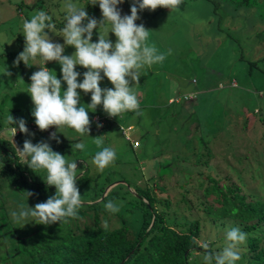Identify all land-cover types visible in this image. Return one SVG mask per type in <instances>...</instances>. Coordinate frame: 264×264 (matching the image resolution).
Listing matches in <instances>:
<instances>
[{"label": "rangeland", "instance_id": "obj_1", "mask_svg": "<svg viewBox=\"0 0 264 264\" xmlns=\"http://www.w3.org/2000/svg\"><path fill=\"white\" fill-rule=\"evenodd\" d=\"M25 2L28 4L33 2V0H25ZM218 2L221 10L225 9L226 12L231 11L234 7V4L230 1L215 0V3ZM132 4L133 1L125 3L123 0L122 4L117 5L121 16L130 15V12L125 13V6L129 10ZM215 5L217 6V4ZM249 8V18L259 17V13L264 14L262 3H257L256 5L250 4ZM39 10L43 9H27L23 14L28 20ZM214 10L204 0H182L179 9L175 11L162 7H158L154 12L153 10L145 9L139 13L138 10L139 19L135 23L137 25L143 24L145 29L149 30L147 43L155 46L159 52L165 53L166 58L162 63L154 64L151 68L145 67L142 69L139 84L132 85L133 91L137 94L140 104L139 111L142 115L125 112L117 118H109L103 111L102 105H98L95 111L88 112L91 121L89 136H81L70 128H67V130L60 128L58 131L56 128H53L50 132L46 133H35L28 129L29 120L33 121L34 125L35 122L34 117L31 115L34 105L30 95L27 93V86L31 75L41 67L40 59L38 57L37 60L30 61V66H26L21 61L16 65L17 69H13L15 65L12 64V61L24 49V21L22 22V19H19V21L13 20L5 13L6 24H2L0 27V136L5 137L13 144L16 142L17 149L21 150L26 139L31 140L33 144L44 141L50 145L54 152L64 155L67 161L76 160L78 168L77 188L83 205L96 204L97 207L105 210L104 204L111 200L115 201L119 207L125 203L132 207L135 205L139 206L134 198L139 193V188L150 178L145 170L150 150L146 151V147L142 146L138 149L130 150L128 142L125 141L124 136L119 131V126H122L124 129L130 125L133 126L131 131L126 132L130 140L136 141L139 145L140 143H145V138L141 133L147 135V127L151 128L149 115H152L151 120H155V117L164 113L168 117L170 110L171 116L175 115V113H178L177 107H181L180 102H182L183 96L187 95L191 99L187 104H184L187 106V119L192 124L186 126L193 128L195 117L197 118V115L202 114V126L205 130L201 133H195V135H201L203 141L208 142L211 156L208 158L207 164L211 169H199L194 163L190 162L189 171H191V178L188 182L186 180L188 177L187 172L183 174L181 183L174 182L177 177L172 175L169 177L170 181H162V191L159 192L157 188H154V190L157 200L169 199L170 201L171 206H169V209L162 210V213L166 214L167 222L183 223L197 219L202 227L197 244L205 240L210 243L212 241V232L204 224V218L198 208V202L202 201L201 190L208 183L205 181L202 183V187H198L197 185L200 180L198 173L203 172L213 179H217V176L223 177L227 175L230 181L235 182V175L243 168L242 166L250 164L254 169L256 163L257 165L260 164V160L254 161L251 159V153H246L247 143L245 138L241 142L235 140L237 141V146L235 145L234 150L228 152L230 146L225 147V144H220L216 140V135L221 136L224 141V136L227 137V133L233 130L234 121L237 124L234 128L236 132L240 130L241 136H245V134L249 135L251 134L250 128L255 121V116H262L264 114V60H256L257 62L255 61V66L250 73L248 71L249 64H247L250 61V59H247L248 54H251L255 59L264 54V43L258 44L255 47L256 41L255 35H253V33L261 31L263 26L259 24L254 26V24L250 23L244 26L243 22L238 20L240 19L238 17L232 19L226 17L221 21L220 16L222 11H219V8L216 12ZM0 13H2L1 9ZM49 15L55 17L54 13ZM0 20L4 21L5 19ZM7 25L9 28L18 27L17 32L19 31V37L15 34H9L6 31ZM64 25H58L57 29H62ZM98 31H102V29H94L91 42H97ZM60 34L55 31L53 33L48 32V36L53 43L63 44L64 40L62 36H59ZM108 38L115 43L116 37L114 34L109 32ZM169 50H171V54L167 55ZM74 51L75 49L72 46H65L63 55L70 56ZM8 52L16 53V56L12 57V61L10 60V64L7 62V56L5 55ZM256 65L258 70L255 69ZM4 67L12 73L11 76H6L2 73ZM45 67L53 71L57 79H61V66L57 62H46ZM74 70L80 73L77 81L82 82L83 73L87 69L82 70V67L77 65ZM101 75L103 76V73ZM230 77H233L236 82L231 81L230 85L234 86L237 84L236 86H229L228 79ZM66 87V83L62 81L61 90L65 91ZM100 87L112 88L113 86L105 77L100 82ZM77 91L80 94V103L87 109V105L91 103V93L85 94L80 89H77ZM169 97L171 98L170 102H176L172 109L165 108L170 103L165 104ZM12 106H14L15 110L11 109ZM148 109H152L153 111H149ZM8 114L17 121L23 119L26 122L28 134L19 131L20 134L12 137L11 130L6 128L8 124L5 123ZM96 116L99 118H109V121L106 122V128L97 127L98 123L96 121L99 118H96ZM189 116H194V120L189 119ZM182 117L183 115L178 114L177 121L172 119V117L166 118L164 121H168L171 127L179 133L181 137V142H179L181 150H187L189 149V145L184 140L188 130L184 126V123H178V119L181 121L185 118ZM243 120L246 121V124L241 132L240 127ZM13 127L18 128L16 124ZM35 127L37 126L35 125ZM53 132L56 133L59 143H57L56 139L49 138ZM97 136H103L104 143L100 147H97L94 142V138ZM253 136L256 137V133ZM79 142L85 144L83 151L72 147ZM231 146L233 148V143H231ZM104 147L113 149L116 153V158L103 172H99L93 163V158ZM255 147L256 150L260 149L258 145ZM185 153L186 155L190 154L189 151H185ZM141 164L142 166L140 167ZM151 166L149 172L154 170L153 177L155 178L159 174L155 171L158 164L153 162ZM33 175V180L46 181V172L43 170ZM201 178H204V176ZM154 183L155 180L150 183V186L154 185ZM253 184L257 186L255 182L247 184L248 191L251 190ZM99 185H101L104 192L102 191L101 197L95 200L97 196H93V193H95L94 188ZM178 185H183V187L179 188L180 186ZM109 186H111L110 189H108ZM53 188L55 189V187ZM110 191L111 193L108 194ZM242 191L245 194L248 193L243 188ZM105 193L111 199H104L103 203L97 204L106 195ZM156 207L158 208H156L157 212H160V204L157 203ZM105 212L108 211L105 210ZM91 215V210L90 212L86 211L81 216L79 222H72L80 228L81 232H84V229L92 228ZM126 216L127 218H131V222L129 223H139L140 218L138 213L134 215L129 213ZM185 216L187 219H184ZM100 218L101 222L99 226L104 227L106 223L107 229H114L120 225H125V222L122 224L123 220L122 218L119 219V216L106 213L100 214ZM74 225L71 227L73 231H75ZM128 228L132 232L135 231V226L133 225H128Z\"/></svg>", "mask_w": 264, "mask_h": 264}, {"label": "trees", "instance_id": "obj_2", "mask_svg": "<svg viewBox=\"0 0 264 264\" xmlns=\"http://www.w3.org/2000/svg\"><path fill=\"white\" fill-rule=\"evenodd\" d=\"M124 1L125 3H131L133 0ZM204 1L208 2L215 9V12L218 11V8L219 11H222L221 21L226 17L231 19L238 17L240 18L238 20L243 22L244 26L247 23L254 24V26L256 24L262 25V30L253 33V35H255V47L264 43V14L259 13L257 18L248 17L249 5L262 3L264 6V0H224L234 4L233 9L227 12L225 9L221 10L219 2L215 3V0ZM65 2L66 0H33V2L27 4L25 0H0V9L2 10L0 19H5L4 21L0 20V27L2 24H6L5 13L11 19L16 21L22 19L23 22L27 20L23 14L24 11L42 8L48 14H55V17L51 16L52 23L56 25L55 32L60 33L61 29H57V26L66 22ZM73 2L80 7L85 6V11L89 17L95 18L97 21L102 19L98 4H89L90 0H73ZM129 10L125 6L126 14L130 12ZM139 13H141L140 10ZM84 23L86 24L87 21H84ZM17 28H9L7 25L6 31L19 37ZM5 55L7 56V62L10 64V60L12 61V57H15L16 53L8 52ZM247 57V59H250L247 62L249 73L258 60H264V54L256 59L251 54H248ZM40 65L43 66L41 61ZM13 69H17L16 65ZM255 69L258 70L257 65ZM82 70L86 69L82 67ZM231 81L235 82L233 77L228 79L230 87L237 85L231 86ZM30 83L31 81L28 85ZM190 99L187 95L183 96V100L186 101L181 100V107H177L178 113H175L176 117L174 114L171 116V110L168 112V117L164 113L157 117L154 116L155 120H151L152 115H149L151 128L147 127V135L141 133L145 138V143L139 145L136 141L130 140L127 133L122 134L125 141L128 142L130 150L138 149L140 146L146 147V151L150 150L145 169L150 178L144 182L142 188L139 186L140 191L134 198L139 206L132 207L125 203L115 213L117 217L119 216V219L122 218V224L125 222V225H120L111 230L99 226L101 222L100 214H106V212L97 207L96 204L83 205L78 209V218L69 219L67 223L57 222L51 225H42L29 222L23 227L14 223L10 215L12 211H19L21 206L34 207L37 203L45 202L55 194V189L54 186L45 184L46 181L33 180L32 176L35 173L28 168L27 164H23L19 160V155L16 154V142L13 144L5 137L0 136V264H204L202 254H196L197 251L201 253L203 251L199 249V244H197L202 229L201 223L197 219L183 223L167 222L166 214L162 213V210L169 209V206H171L170 201L169 199L157 200L154 190V188H157L159 192L162 191V181H170L169 177L172 175L177 177L174 182L181 183L183 174L187 172L188 177L186 180L188 182L191 178L190 162L194 163L199 169H211L207 164V160L211 156L208 142L203 141L201 135H195V133H201L205 130L202 126V114L197 115V118L195 117L193 128L186 126L192 124L187 119V106H185ZM170 101L171 98L169 97L165 104ZM174 103L176 102H170L165 108L172 109ZM13 107L11 109L15 110ZM148 110L153 111L152 109ZM178 114L185 117H182L183 120L181 121L178 119V123H184V126L187 127L188 133H186L184 140L189 145L187 150H181L179 133L171 127L168 121H164L169 117L177 121ZM190 118L194 120V116H189ZM99 119H101L99 122L102 125L101 128H106V122L109 121V118L101 117ZM233 124L235 128L237 126L236 122L234 121ZM245 124L246 121L243 120L240 127L241 132ZM13 126L7 125L6 128L11 130ZM27 127L35 133L49 132L48 129L39 130L31 120H29ZM132 128L133 126L129 131ZM234 128L227 133V137L224 136V141L218 135H216V140L220 144H225V147L230 146L229 152L234 150L235 145L237 146V141L241 142L245 138L247 143L246 153H251L252 160H260V164L257 165L256 163L254 169L250 164L242 166L243 168L235 175V182L230 181L227 175L217 176V179H213L209 175L199 172L201 181L199 180L197 186L202 187L201 185L205 181L208 185L201 190L202 201L198 202V208L204 218V224L212 232V241L209 243L212 251H221L224 246L225 233L232 227H238L247 234V239L246 243L241 246V259L236 261L235 264H264V114L255 116L249 135L241 136L240 130L236 132ZM64 130H67V128H64ZM255 133L256 137L253 136ZM18 134H20L19 130L16 131L14 136ZM231 143H233V148ZM257 145L260 146L258 150L255 149ZM185 151H189L190 154L186 155ZM153 162L158 164L155 171L159 174L155 178L153 177L154 170L149 172ZM202 176L204 178H201ZM154 180V185L150 186V183ZM251 182H255L257 186L253 184L251 190L248 191L247 184ZM178 186H180L179 188L183 187V185ZM242 188L247 190L248 193L245 194ZM94 190L93 196H97L95 197L96 200L101 197L103 188L99 185ZM26 192H32L34 195L26 199ZM110 193L111 191L108 194ZM108 194L98 203H103L104 199H111ZM114 203L116 204L115 201ZM157 203L161 206L160 212L156 210ZM90 210L92 211V228L84 229V232H81L80 228L75 226L73 222H79L81 216L86 211L90 212ZM129 213L132 215L138 213L139 223H129L131 218L126 216ZM184 219H187V217L185 216ZM72 225H74L75 231L71 230ZM128 225L135 226V231L132 232Z\"/></svg>", "mask_w": 264, "mask_h": 264}, {"label": "clouds", "instance_id": "obj_3", "mask_svg": "<svg viewBox=\"0 0 264 264\" xmlns=\"http://www.w3.org/2000/svg\"><path fill=\"white\" fill-rule=\"evenodd\" d=\"M122 2L123 0H90L89 4H98L102 13V19L97 21L88 16L85 6L80 7L73 0H66V23L59 35L63 37V44L50 40L48 32L53 33L56 25L45 11L39 10L23 22L24 49L13 64L18 65L22 61L26 66H30L29 62L37 60L38 57L43 64L31 75L27 90L34 105L31 115L39 130L48 129L50 132L54 127L57 131L60 128H70L81 136H89L91 121L88 112L95 111L98 105H102L109 118H117L125 112L142 115L132 85L139 84L142 69L162 63L166 54L147 43L149 30L145 29L143 24L135 23L139 19L138 10L163 7L175 11L179 9L182 0H133L130 15L124 16H121L117 8ZM94 29H102L98 31L97 42H91ZM109 32L116 37L115 43L108 38ZM65 46H72L74 53L70 56L63 55ZM170 54L171 50L167 55ZM51 61L61 66V79H57L55 73L44 66L46 62ZM77 65L87 69L83 73L82 82L77 81L80 76V73L74 70ZM2 73L6 76L12 75L5 67ZM105 77L112 88L100 87V82ZM62 81L67 85L65 91L61 90ZM77 89L85 94L91 93V103L87 105V109L80 103ZM100 121L101 119L96 121L97 127L102 126ZM5 123L16 124L21 133L28 134L23 119L17 121L8 114ZM130 129L131 125L125 129L119 126L122 134H126ZM16 131V127L11 128L12 137ZM49 138L56 139L59 143L55 132L51 133ZM94 142L100 147L104 143L103 136L95 137ZM72 147L83 151L85 144L79 142ZM16 151L19 160L27 164L34 173L37 174L41 170L46 172V184L55 187V194L34 207L21 206L19 211H12L10 215L13 222L23 227L29 222L51 225L57 222L67 223L69 219L78 218V209L83 206V201L77 188L76 160L67 161L64 155L54 152L44 141L33 144L31 140L26 139L22 150L16 148ZM115 158V151L104 147L95 154L93 163L99 172H103ZM110 188L111 186L108 189ZM32 195L34 193L26 192V199ZM104 208L109 212H106L107 214L113 213L111 215L119 211V206L111 200L104 204ZM104 227L107 228L106 223ZM246 239V233L238 227H232L225 233L221 251H212L209 242L205 240L199 242L202 253L197 251L196 254H202L204 264H235L241 259V246L246 243Z\"/></svg>", "mask_w": 264, "mask_h": 264}]
</instances>
